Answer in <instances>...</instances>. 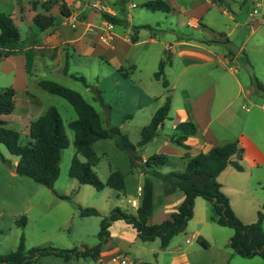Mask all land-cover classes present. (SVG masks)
<instances>
[{"label": "rangeland", "instance_id": "rangeland-1", "mask_svg": "<svg viewBox=\"0 0 264 264\" xmlns=\"http://www.w3.org/2000/svg\"><path fill=\"white\" fill-rule=\"evenodd\" d=\"M11 1L0 0V11L8 12ZM144 1L146 0H126L123 6L121 0H87L90 4L88 10L94 15L105 9L110 12V8L115 10L114 7H116L123 18H129L132 26L150 25L153 28V30L140 29L139 40L135 44L131 41H119L118 47L123 58L113 51L108 54V59L97 56L94 60L92 59V63L88 57L83 59L76 57L70 61V71L83 75L88 85L64 74V69L46 73V69L41 68L37 70V75L43 77L41 79L54 80L80 92L99 111L105 128L119 126L135 144L141 138L142 129L150 124L156 111L170 97L171 108L168 118L158 135L142 149V152L147 155L156 152L172 155L170 163L160 168V171L164 173L183 169L182 162L174 156L180 149L179 145L165 140L173 134V121L180 117H186V119L192 117L191 113L199 103H206L211 98H215L208 128L211 134L216 136L218 145L235 142L244 130L250 131L254 128L261 130L264 127V110L246 101L244 95H239L237 81L243 79L241 77L245 78V73L248 71H253L262 82L264 81V44L262 47H257L256 51L248 50L250 45L258 44L256 40L253 39L254 41L246 44L247 46L244 44L250 33L249 21L252 17L249 13L256 8L255 3H262L263 0H218L220 4L213 1L217 6L208 5L207 0H169L173 8L169 13L144 8L141 5ZM92 3L95 8L91 6ZM133 3L134 7L130 9L129 6ZM263 8L264 5L259 6L258 12H261ZM57 9L59 10L58 7ZM56 14L57 10H54V15ZM195 17L206 27L200 26L198 29H193L186 24L187 21H194ZM260 18L259 15L255 16L256 20ZM246 21L248 24H243ZM125 28L120 24L115 25V29L119 31ZM226 38L228 42L225 41ZM180 40H194L206 44L218 55L217 57L223 59V62L215 60L209 64L197 63L185 71L186 60L179 55V48L176 45ZM203 40H213V42L208 43ZM167 46L169 47L166 48ZM224 56L230 57L231 60L228 62ZM252 58L258 59L260 63H252ZM169 59L171 64L168 62ZM162 60L167 62L164 75L170 83L168 88L163 86L161 80L155 78ZM248 60L251 65H248ZM3 66L4 63L0 61V91L13 85H17L21 90V79L19 80L15 73L8 72ZM241 67L243 69L240 72ZM125 74L128 75L127 80H124ZM121 77V80L126 83H117V79ZM28 84L30 91L42 93L44 97L48 96L49 93L30 76ZM245 86H251L253 90L251 95L247 94L248 100L261 104L264 96L256 91L251 74ZM97 90L100 91L104 103L99 99ZM214 93H216L215 96ZM51 96L53 99L46 100L59 109L69 137V146L62 151L60 174L54 184V190L60 194L69 195L70 199L59 198L53 190L36 183L29 177L16 174L12 181H5L0 173L2 182L0 183V229L2 230L0 254L16 250L22 235L25 236L27 249L43 245H54L64 249H80L82 245L93 246L99 242L98 234L102 216H107L116 207L131 213L135 212L129 198L136 195L138 186H143L144 177H140L138 172L134 174L126 172L130 169V155L117 147L114 138L101 139L94 143V150L99 158L94 169L103 183L107 182L113 170L125 173L126 192L108 186L103 190H97L92 185L79 183L69 175V168L75 155L82 161H86L83 155L77 153L74 145L75 133L69 127V123L77 118V113L66 99L58 95ZM228 101L233 103L225 111L226 113L221 116L215 115L225 107ZM104 104H108L110 108L106 109ZM245 107L250 110L246 111ZM179 110L184 111L183 116L179 115ZM248 114H253L254 118H247ZM9 125L11 128H16L13 124L9 123ZM28 141L29 137L23 135L22 142L25 144ZM0 153L9 161L6 163L9 169L10 161L14 163V160L19 159L1 143ZM12 166L14 167V164ZM135 169L137 167L132 168V170ZM138 170L142 172L141 169L138 168ZM258 170L255 176L256 170L253 176L252 173L247 172L229 177V180H232L231 183L237 181L245 186L240 190L235 186L227 187L231 188V197L239 201L238 208H245L243 218L246 221L254 218L256 221L257 212L264 204V184L258 182L259 174L264 179V167ZM160 182L163 181L156 180L157 185ZM77 205L94 207L100 211L101 216L82 217ZM23 216L27 218L25 227L17 223ZM262 225L264 229V224ZM213 226L221 231L213 232V234L208 232L207 237L212 244L211 247L205 248L194 240L196 244L205 248L206 258L204 259H216L221 264H264L261 256L245 258L235 255L234 259L229 255L227 257L225 250L232 252L228 243L234 230L227 226L221 227L215 224ZM85 260L86 264L94 262V259L89 257L81 258L80 263L72 261L69 264H84ZM33 264L68 263L62 257L53 255L43 257Z\"/></svg>", "mask_w": 264, "mask_h": 264}, {"label": "trees", "instance_id": "trees-1", "mask_svg": "<svg viewBox=\"0 0 264 264\" xmlns=\"http://www.w3.org/2000/svg\"><path fill=\"white\" fill-rule=\"evenodd\" d=\"M212 1L220 4L218 0ZM121 2L123 6L126 4V0H121ZM58 3L59 0H47L45 2L34 0L31 4L33 9L41 4L46 10L45 12H38L33 17L34 23L43 30L52 26L55 16L50 10ZM141 5L151 11L166 13L171 12L173 9L169 0H146ZM59 10L64 16H71V11L64 2L59 4ZM102 17L107 22L115 25L127 23L125 18L115 16L109 12L103 11ZM142 28L153 30L150 25L132 26L133 34L130 39L133 43L138 42L139 30ZM20 40L21 33L12 16L0 12V60L15 54V48ZM203 41L213 42V40ZM225 41L228 42L229 40L226 38ZM168 62H171V59ZM166 63L162 60L159 70L155 73V78L161 80L164 87L169 86V81L164 75ZM248 65H251L249 60ZM65 73H68V66L65 67ZM70 76L88 85L83 75L70 73ZM251 80L256 91L264 96V83L253 71L251 72ZM38 83L47 92L66 99L77 113V118L69 123V127L75 133L74 145L77 153L83 155L86 161H82L75 155L72 158L69 175L78 180L79 183L92 185L97 190H103L106 186L116 190H124L126 182L121 171H111L107 182L103 183L94 169L99 162L94 150V143L101 139L114 138L117 147L129 153L131 167H137L144 173L142 199L136 213L116 207L107 216H102L101 228L98 234L99 242L96 245H82L80 249H64L54 245L35 246L27 249L25 236L22 235L16 250L0 254V264H33L50 255L62 257L66 261L73 258L89 257L97 260L111 237L110 227L117 220H124L133 226L142 241H152L160 238L161 248L165 249L175 235L186 229L188 222L194 215L195 199L197 197H203L210 202L213 210L211 216L213 221L234 230V234L230 238V246L234 254L245 258L261 256L264 259V229L262 225L264 221V204L257 213L256 221L244 223L233 210L230 198L222 190V184L218 181L219 174L229 165H232L238 171L244 170L242 164L244 149L239 146L237 141L224 145H214L209 151L194 156L187 152L184 156L186 166L183 171L172 170L162 173L160 168L170 163L171 156L154 153L145 161H142L141 149L158 135L159 130L168 118L171 108L170 97L156 111L150 124L142 129L141 138L135 144L119 126L105 128L99 111L80 92L50 79H39ZM97 93L99 99L104 103L99 90H97ZM15 94V89L11 87L0 91V143L12 155L19 158L16 165L18 175L29 177L36 183L48 187L61 199H70L69 195L60 194L54 190V184L60 174L62 151L69 146V137L59 109L56 106H50L44 114L32 121L28 133L29 141L24 144L21 133L7 126L6 116L10 115L15 108ZM104 106L106 109L110 108L108 104H104ZM197 133L198 127L192 120L182 121L177 124L175 133L170 136V140L189 149L190 145L186 141L189 136ZM0 157L3 162L9 163L1 153ZM157 179L163 181L165 194H172L180 190L184 192L185 197L170 218L161 223L149 224L148 220L153 214L156 200ZM77 209L82 217L101 216L100 211L94 207L77 205ZM17 223L25 227L27 225L26 216L21 217ZM198 242L205 248L209 247V243L202 237L198 238Z\"/></svg>", "mask_w": 264, "mask_h": 264}, {"label": "crops", "instance_id": "crops-1", "mask_svg": "<svg viewBox=\"0 0 264 264\" xmlns=\"http://www.w3.org/2000/svg\"><path fill=\"white\" fill-rule=\"evenodd\" d=\"M33 1L25 2L24 0H12L10 2L9 11L5 13L11 15L14 19L20 30L21 40L15 48V54L0 60L2 63H4L3 67L6 68L8 72L15 73L16 77H18L19 80L21 79L22 82L21 90H19L17 85H13V87H11L16 91V103L12 113L6 117L8 119L7 126H10L9 123L13 124V126H16V128L13 127L12 129L19 131L21 136H28L31 122L44 114L50 106H54L46 99H53L51 95L55 94H51L46 91L49 94L48 96L44 97V94L42 93L30 91L28 84L29 76L31 79H33V81L35 80V82L38 83V80L43 78L37 75L36 72L38 69L45 68L46 73H49L53 70L64 69L65 71L66 66H68V73H63L70 76V73L74 72L70 71L69 63L76 57H79L80 59L88 57L91 59L90 63H92L97 56L108 59V54H111V52L115 51L119 57L123 58V54L119 50L118 43L121 40L128 42L131 41L130 37L133 34L132 25L129 18H126V24H120L126 27L123 31L116 30L115 24L107 22L102 17V12H108V10L105 9L103 11H98L97 14L94 15L88 10L90 4L87 2V0H59V3L54 5L50 10V12L53 14L54 10H57V14L54 15V24L43 30L34 23L33 17L38 12H45L46 10L41 6V4L37 5L36 9H33L31 5ZM40 1L45 2L47 0ZM62 2H64L67 8L71 11L70 17L62 15L60 10L57 9V7L59 8V4ZM207 3L208 5L217 6V4H215L212 0H207ZM263 3L264 0L262 3H255L256 8H254V10L249 13V15L252 17L249 21L250 33L248 34L244 44H250V42L254 40H256L258 44L256 43L254 45H250L251 47H248V50L256 51L257 47H262L264 44V8L261 12H258L257 10L259 6L264 5ZM91 6L95 8L93 3ZM129 7L130 9L133 8L134 3ZM114 8L115 10L111 8L109 9L111 14L123 18L120 15L119 10L116 7ZM223 12L226 11L223 10ZM256 15L261 17L260 20L255 19ZM73 23L76 24V27L72 26ZM186 24L193 29H198L200 26L203 28L206 27L199 22L197 17H195L194 21H187ZM243 24L247 25L248 22L246 21ZM259 31H261L260 34ZM101 37L105 38L107 41L102 40ZM261 41H263V43H261ZM176 45L179 48V55L186 60L184 67L185 71L188 67L197 63L209 64L215 60L223 62L221 57H217L218 55L212 51L210 47L202 42L194 40H180L177 41ZM168 47L169 46L166 48ZM226 58L227 57L224 56V59ZM230 60V57L227 58L228 62ZM251 60L252 63L254 62V64L260 63L258 59L252 58ZM169 64H171V62H169ZM240 66H242V64H240ZM242 67L240 68V72L243 69ZM250 74L251 72L248 71L245 73V78L241 77L243 79H238V93L240 96L244 95L246 101H250L252 105H256L264 110V100L260 104L259 102L248 100L247 98V94L251 95L253 93L251 86H245L248 77L250 78ZM124 76V80H127L128 75L125 74ZM121 79L122 77L117 79L118 84L122 82L123 84L126 83ZM20 91H22V93H20ZM215 95L216 93H214V96ZM214 100L215 98L213 97V99L211 98L210 101H207L206 103H199L198 107L193 109L194 114L191 113L193 116L188 117L189 119H186V117H180V119H176L172 123L173 134L175 133L177 124L182 121L192 120L198 127V133L196 135L189 136L186 141V143L190 145V148L186 149L182 146H179L180 149L177 151L176 155H174L182 162L183 169L180 171L185 169L186 159L184 156L187 152L191 156H194L201 152H207L214 145H218L216 136L211 134L208 128L210 117L212 116ZM232 103V101H228L225 107L215 115L221 116L226 113L225 111ZM245 110L249 111L250 109L245 107ZM183 112V110H179V115L183 116ZM229 116H231V114ZM247 118H254V115L248 114ZM173 134L169 135L165 141H171L170 136ZM236 141L238 142L239 146L244 149V156L242 160L244 170L238 171L232 165H229L219 174L218 181L222 184V190L230 198L231 206L235 213L241 218V220L245 222H253L255 218L250 219V221H246L243 218L245 214V208L241 207L239 209V201L232 198L230 193L232 186L237 187L239 190L244 189L245 186H243L241 182L237 181L231 183L232 180H229V177L232 175H241L238 173L247 172L250 174L252 173L251 175L253 176V172L256 170V172H254L255 176V174L259 172L258 169L264 167V127L261 130H256V128L253 130L251 129L250 131L244 130L240 133ZM146 146L147 145L144 147ZM142 149V161H145L150 155L142 152ZM156 153L167 154L164 152ZM167 155L172 156L170 154ZM18 161L19 159L14 160V163L13 161H10V165L8 166L10 167L9 169L7 168V164L0 159V173L2 174V178H4L5 181H12L13 176L17 174L16 169L14 170L12 165L14 164L16 168ZM129 166L130 169L126 170V172L128 171L127 173L134 174L135 172H138L140 177H144V173L139 172L138 168L132 170L131 162ZM122 174L125 177V173L122 172ZM256 176H258V174ZM262 178V175L259 174L258 180L260 181L258 182L260 184H264V181H262L264 179ZM0 183L2 182L0 181ZM229 185L231 188L227 187ZM126 188L127 184L124 189L125 192ZM141 191L142 185L138 186L136 195L132 198H129V202L131 203L132 207L135 208L134 213L137 212V209L141 203L142 194H139ZM184 197V192L180 190H177L172 194H165L163 182H160V184L157 185L153 214L149 217L148 223L157 224L170 218L172 213L175 212L182 203ZM134 200L139 203L138 206H133L132 202ZM212 213L213 210L210 202L203 197H197L195 199L194 215L188 222L186 229L183 232L175 235L165 249L161 248L160 238L152 241H142L133 226L126 223L124 220L114 221L110 227L111 237L105 244L101 252V256L99 259L94 260L93 264H221L216 259H204L206 258L205 248H202V246L194 242V240L198 241V238L202 237L209 243V247L212 246L207 237L208 232H212L213 234V232L221 231L213 226V224H219L211 219ZM228 244L230 245V241ZM225 254L227 257L229 255L232 259H234V257H236L235 255H237L234 254L233 249L232 252H229L226 249ZM80 259L81 258H73L69 261H66V263L69 264L72 261L80 263ZM84 264H86V260Z\"/></svg>", "mask_w": 264, "mask_h": 264}, {"label": "built area", "instance_id": "built-area-1", "mask_svg": "<svg viewBox=\"0 0 264 264\" xmlns=\"http://www.w3.org/2000/svg\"><path fill=\"white\" fill-rule=\"evenodd\" d=\"M72 26L73 27H76V24H72ZM101 39L102 40H104V41H107L105 38H103V37H101ZM140 195L142 194V191L139 193ZM132 204H133V206H138L139 205V203L136 201V200H134L133 202H132Z\"/></svg>", "mask_w": 264, "mask_h": 264}, {"label": "water", "instance_id": "water-1", "mask_svg": "<svg viewBox=\"0 0 264 264\" xmlns=\"http://www.w3.org/2000/svg\"><path fill=\"white\" fill-rule=\"evenodd\" d=\"M13 169H14V170L16 169L15 166L13 167Z\"/></svg>", "mask_w": 264, "mask_h": 264}]
</instances>
